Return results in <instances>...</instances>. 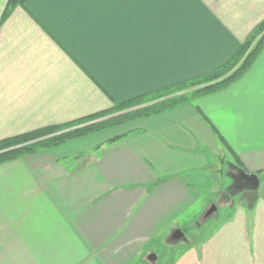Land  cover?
Instances as JSON below:
<instances>
[{
    "label": "crops",
    "instance_id": "0c3cea01",
    "mask_svg": "<svg viewBox=\"0 0 264 264\" xmlns=\"http://www.w3.org/2000/svg\"><path fill=\"white\" fill-rule=\"evenodd\" d=\"M263 19L264 0H28L0 23V140L207 75ZM226 154L264 170V49L220 91L0 164V264H264V173L253 204L230 183L208 213L196 190Z\"/></svg>",
    "mask_w": 264,
    "mask_h": 264
},
{
    "label": "trees",
    "instance_id": "16d2710c",
    "mask_svg": "<svg viewBox=\"0 0 264 264\" xmlns=\"http://www.w3.org/2000/svg\"><path fill=\"white\" fill-rule=\"evenodd\" d=\"M28 0H8L1 16L2 23L17 6ZM264 49V19L247 36L233 57L215 71L152 93L140 95L111 108L62 125L41 127L0 140V164L18 159L41 149L57 146L67 140L147 118L193 102L200 96L220 91L238 80ZM130 109V110H128ZM128 110V111H126ZM125 111V112H124ZM221 143L233 152L219 135ZM116 139H113V142ZM234 158L239 161L233 152ZM241 164V162L239 161ZM243 170V169H242ZM264 170L257 172V175Z\"/></svg>",
    "mask_w": 264,
    "mask_h": 264
},
{
    "label": "rangeland",
    "instance_id": "374dc122",
    "mask_svg": "<svg viewBox=\"0 0 264 264\" xmlns=\"http://www.w3.org/2000/svg\"><path fill=\"white\" fill-rule=\"evenodd\" d=\"M223 158H220L219 163L216 165L215 168L212 171V175L210 177V180H208L207 184L198 187L196 190H198L201 193H204L205 196L210 198L211 202H214L215 207L217 208V205H219V192L222 191L224 192L225 188L231 183L232 185L227 188L228 190L226 191L227 194H235L239 193L241 191H237L238 189L236 188L237 182H238V177L240 180V176L237 174V172L234 169V166L230 163L233 162V159L229 157L227 154L225 156L224 162L221 163ZM228 163V164H227ZM228 165V166H227ZM217 166V167H216ZM237 170V169H236ZM233 177V180L231 179ZM236 197L238 198V195L235 196L234 201H236ZM199 203L197 204H192L189 207H183L181 209V212L178 211L177 213V221L179 223V226H188L189 222H192L193 220H196V218L199 216ZM226 209H222V206L218 207L219 214L225 211ZM198 212V213H197ZM222 215V214H221ZM172 219L168 218L167 222L165 223L164 227L160 230L158 233V236H164L167 228H170V226L173 224L171 223ZM192 230L186 231L187 235H191ZM194 233V232H192Z\"/></svg>",
    "mask_w": 264,
    "mask_h": 264
},
{
    "label": "water",
    "instance_id": "95a60500",
    "mask_svg": "<svg viewBox=\"0 0 264 264\" xmlns=\"http://www.w3.org/2000/svg\"><path fill=\"white\" fill-rule=\"evenodd\" d=\"M240 179L242 180V183L247 185L249 183H254V187L252 188H246L243 192H242V196L245 199H248L250 201L251 204L254 203L256 197H257V191H256V185L258 184V177L255 174H248V173H241L240 175ZM212 211H216V207L215 205L211 206V209L208 211V213H211Z\"/></svg>",
    "mask_w": 264,
    "mask_h": 264
},
{
    "label": "flooded vegetation",
    "instance_id": "af4514ba",
    "mask_svg": "<svg viewBox=\"0 0 264 264\" xmlns=\"http://www.w3.org/2000/svg\"><path fill=\"white\" fill-rule=\"evenodd\" d=\"M246 186H247V185L243 184L242 181L239 180V178H238V182H237L236 188H237V189H244V190H245V189H246ZM244 190H243V191H244ZM243 191H242V192H243Z\"/></svg>",
    "mask_w": 264,
    "mask_h": 264
}]
</instances>
